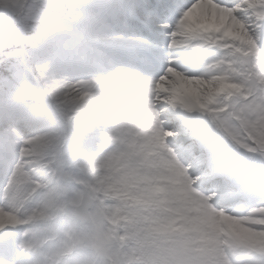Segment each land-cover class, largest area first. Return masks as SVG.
I'll use <instances>...</instances> for the list:
<instances>
[{
	"label": "snow or ice",
	"instance_id": "snow-or-ice-1",
	"mask_svg": "<svg viewBox=\"0 0 264 264\" xmlns=\"http://www.w3.org/2000/svg\"><path fill=\"white\" fill-rule=\"evenodd\" d=\"M0 264H264V0H0Z\"/></svg>",
	"mask_w": 264,
	"mask_h": 264
}]
</instances>
